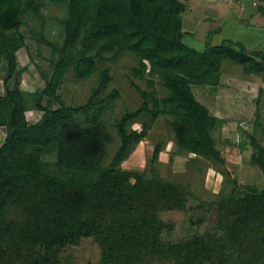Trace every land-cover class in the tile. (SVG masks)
<instances>
[{
	"label": "trees",
	"instance_id": "16d2710c",
	"mask_svg": "<svg viewBox=\"0 0 264 264\" xmlns=\"http://www.w3.org/2000/svg\"><path fill=\"white\" fill-rule=\"evenodd\" d=\"M53 1L67 4L64 39L57 44L42 32L40 41L53 51L54 70L44 75L46 86L30 91L15 81L28 69L19 66L18 51L26 45L21 27L25 13L43 17L42 1L0 0V128L7 131L0 145V264H64L62 253L88 237L100 246L98 264H264V188L243 192L231 179L229 193L197 205L214 210L215 223L173 242L163 234L174 223L162 213L194 208L195 194L158 172L162 143L155 145L150 175L121 167L160 116H167L177 146L194 154V163L202 157L225 165L213 131L226 120L211 113L193 85L217 88L226 61L247 74H264V47L250 50L236 41L201 50L188 45L183 22L188 6L182 0ZM123 52L139 58L137 75L159 76L167 92L158 96L139 87L141 105L111 123L121 141L111 156L116 138L103 115L120 93L107 92L111 68L99 63ZM71 70L79 79L98 74L84 104L68 105L58 93ZM45 97H50L47 105ZM260 99L261 94L258 104ZM54 100L61 105L53 108ZM31 108L43 112L35 122L27 118ZM143 117L141 129L129 128ZM255 129L264 135L259 106ZM250 137L251 163L264 174V145L256 131ZM52 153L55 161L46 160Z\"/></svg>",
	"mask_w": 264,
	"mask_h": 264
},
{
	"label": "rangeland",
	"instance_id": "374dc122",
	"mask_svg": "<svg viewBox=\"0 0 264 264\" xmlns=\"http://www.w3.org/2000/svg\"><path fill=\"white\" fill-rule=\"evenodd\" d=\"M43 17L28 12L23 15L24 24L21 31L26 37V45L18 51L19 66L28 69L20 80L22 88L35 91L46 86L44 75L51 76L54 66L51 63L53 51L50 46L40 41L42 32L57 44L64 39L61 20L67 16V4L53 0H41ZM188 6L183 15L184 41L199 50L208 44L219 45L224 41H236L246 44L251 49L264 47V28L252 26V13L258 9L257 4L264 7V2L257 0H239L245 3L247 10L241 11L236 2L224 0L223 4H215L216 0H182ZM139 58L123 52L116 60L100 62V65L110 66L113 80L109 90H119L116 98L106 109L103 118L109 121V128L115 135L116 141L109 146L113 156L121 141L114 123L116 117L122 116L128 110L137 109L143 102L139 87L157 92L158 96L166 94L160 77L150 75L145 71L142 75L134 72L138 67ZM149 80L155 84L150 86ZM98 84V74L91 78L79 79L74 71H70L58 90L62 100L68 105L84 104ZM197 98L206 104L213 115L224 118V124L217 126L213 135L217 140L226 164L217 163L201 157L194 163V154L182 151L175 142L172 128L168 125L167 116H160L154 123L149 135L138 143L130 156L123 161L121 167L129 170L144 171L151 174V158L155 145L162 143V150L155 163L161 176L181 183L191 189L195 197L191 198L188 211H165L162 217L167 222L174 223L171 230L165 231L163 237L167 241H179L195 233H203L215 223L216 213L208 207L198 208L201 202H213L233 188L231 179L236 178L242 185L241 191L254 186L264 188V174L261 169L251 163L254 148L250 143V135L256 131V137L264 145V135L261 129H255L258 106L264 125V74H247L242 66L226 61L223 65L222 83L217 87L193 85ZM261 94L260 104L258 98ZM50 97H45L47 105ZM59 101H53V108L59 107ZM27 118L31 122L39 120L43 114L35 108L29 109ZM83 120L84 117H81ZM145 117L130 123V129H141ZM6 128H0V145L5 141ZM56 154H48L46 160L55 161ZM110 162V158L108 160ZM204 216L202 223L193 222ZM101 258L100 246L92 237L84 238L80 245L66 249L62 253L64 264H98ZM153 264H171L170 262L155 261Z\"/></svg>",
	"mask_w": 264,
	"mask_h": 264
},
{
	"label": "crops",
	"instance_id": "0c3cea01",
	"mask_svg": "<svg viewBox=\"0 0 264 264\" xmlns=\"http://www.w3.org/2000/svg\"><path fill=\"white\" fill-rule=\"evenodd\" d=\"M211 1H214V0H211ZM231 1L236 2L237 3L236 6L240 7L241 11L244 12L245 10H247L244 2H241L240 4H238L239 0H231ZM261 1L264 2V0H261ZM223 2L224 0H216L215 4H223ZM256 3H257V0H254V4ZM257 6H258V9H256V11L253 12L251 15L252 19L254 20L251 22V24L254 28L256 26L264 28V7L263 5L261 6L260 3H258Z\"/></svg>",
	"mask_w": 264,
	"mask_h": 264
}]
</instances>
